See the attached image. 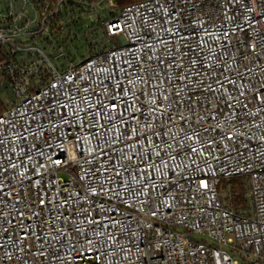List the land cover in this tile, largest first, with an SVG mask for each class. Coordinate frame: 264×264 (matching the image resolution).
<instances>
[{
  "label": "built area",
  "instance_id": "2783aa9c",
  "mask_svg": "<svg viewBox=\"0 0 264 264\" xmlns=\"http://www.w3.org/2000/svg\"><path fill=\"white\" fill-rule=\"evenodd\" d=\"M96 1L0 0V264H264V0Z\"/></svg>",
  "mask_w": 264,
  "mask_h": 264
},
{
  "label": "rangeland",
  "instance_id": "374dc122",
  "mask_svg": "<svg viewBox=\"0 0 264 264\" xmlns=\"http://www.w3.org/2000/svg\"><path fill=\"white\" fill-rule=\"evenodd\" d=\"M118 9L115 0H97L96 3L85 5L84 8L78 7L72 20L61 17V20L57 22V25L61 26V29L56 36V45L60 46V44H63L65 54L69 56L75 54V56L79 57L105 49L111 45V42L106 40L98 30V21L109 20L117 13ZM64 39H67L65 43H63ZM45 52H48L47 49H45ZM12 97V92L0 85V101L2 102L0 109L3 106L7 107L9 99ZM241 185L245 195L246 211L250 214L253 208L248 184ZM218 188L223 196L227 193L226 181L224 179L220 182ZM196 237L201 238V236Z\"/></svg>",
  "mask_w": 264,
  "mask_h": 264
},
{
  "label": "trees",
  "instance_id": "16d2710c",
  "mask_svg": "<svg viewBox=\"0 0 264 264\" xmlns=\"http://www.w3.org/2000/svg\"><path fill=\"white\" fill-rule=\"evenodd\" d=\"M117 2L118 8L123 7L124 5L137 1V0H115ZM103 28H104V22L98 21V30L103 34ZM73 56V54H71ZM2 102L0 101V105ZM6 106H3V108L0 109V112L5 108ZM233 200L236 204H245V195L242 189L241 182L239 178H233Z\"/></svg>",
  "mask_w": 264,
  "mask_h": 264
}]
</instances>
